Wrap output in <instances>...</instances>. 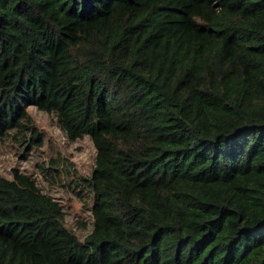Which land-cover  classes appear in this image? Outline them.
<instances>
[{"label":"trees","instance_id":"1","mask_svg":"<svg viewBox=\"0 0 264 264\" xmlns=\"http://www.w3.org/2000/svg\"><path fill=\"white\" fill-rule=\"evenodd\" d=\"M30 105L93 141L94 226L0 174V264H264V0H0V140L27 152Z\"/></svg>","mask_w":264,"mask_h":264},{"label":"rangeland","instance_id":"2","mask_svg":"<svg viewBox=\"0 0 264 264\" xmlns=\"http://www.w3.org/2000/svg\"><path fill=\"white\" fill-rule=\"evenodd\" d=\"M28 111L43 142L25 150L28 142L21 143L12 136L0 140V174L12 178L15 168L34 177L48 195L63 205L64 224L80 239L93 229L92 201L83 179L89 178L96 163V147L89 136L70 139L61 129L54 112H46L30 105ZM28 132L24 137L29 139ZM26 153L27 156L23 157ZM44 170H48L45 171Z\"/></svg>","mask_w":264,"mask_h":264}]
</instances>
